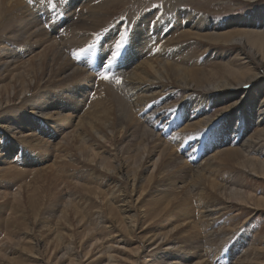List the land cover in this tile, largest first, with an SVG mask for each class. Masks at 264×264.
<instances>
[{
    "label": "bare ground",
    "instance_id": "bare-ground-1",
    "mask_svg": "<svg viewBox=\"0 0 264 264\" xmlns=\"http://www.w3.org/2000/svg\"><path fill=\"white\" fill-rule=\"evenodd\" d=\"M180 4L162 5L174 11L164 25L157 9L151 10L153 24L150 13L141 14L122 47L126 55L105 67L122 29L117 20L109 21L121 5L0 0V264H81L82 257L97 254L90 262L210 264L203 241L214 239L211 219L228 205L220 206L251 201L253 209L264 210L263 197L229 188L241 169L264 176V125L239 146L215 145L203 161L194 159L201 158L192 151L200 143L191 138L208 126L213 107L234 111L244 102L250 112L258 108L255 121H264V13L212 23ZM42 10L44 18L38 17ZM58 11L63 24L50 27L60 21ZM89 44L93 47L82 54L89 59L71 56V46L78 52ZM232 46L236 53L224 62L195 64L205 52L211 60L226 58ZM96 54L104 66L94 70L90 61ZM257 80H262L256 85L259 98L244 90ZM178 89L201 96L175 107L158 100L173 98ZM195 100L198 106L205 102L207 110L195 114ZM164 109L173 126L169 132L179 128L171 133L174 145L142 122L161 118ZM211 140L222 142L215 136L208 145ZM184 143L190 145L183 148ZM175 148L187 151L190 163ZM252 150L257 154L250 155ZM133 156L136 169L127 163ZM19 165L32 168L23 171ZM9 181L17 185L14 193ZM53 182L62 185L60 191L69 185L75 190L68 191L69 199H55L53 188L44 187ZM99 222L105 234L92 231ZM122 241L136 244L126 253L115 246ZM146 248L151 257L141 262ZM263 253L264 247L252 248L232 264H262Z\"/></svg>",
    "mask_w": 264,
    "mask_h": 264
},
{
    "label": "rangeland",
    "instance_id": "rangeland-1",
    "mask_svg": "<svg viewBox=\"0 0 264 264\" xmlns=\"http://www.w3.org/2000/svg\"><path fill=\"white\" fill-rule=\"evenodd\" d=\"M172 1H174L175 3L181 2L182 4L178 5L179 6L178 8H181L183 10H185V9L193 10L194 9L193 11H197L199 13H202L206 18H208V20H212V23H218V22L226 23L227 22L226 24H228L231 21H236L238 18H240L243 15L247 16V19H250V17L253 16V14H255V13L257 14V17L260 18L262 16V14L264 13V0H255V1H251V0H108L109 4H113L114 6L121 5L120 7L117 8L118 12L110 18L109 22L112 24L114 21L117 20L116 21L117 26L119 25V27L122 28L119 31V33L122 31L129 33L132 30L131 29L132 28V22L135 21L137 18H139L141 16V14L149 15V13H150L151 15H149V16H152L150 18V24H153L154 19H155V11H151V10L157 9L159 11L158 13L161 14V16H162L161 20L163 22L162 24L164 25L165 24L164 21L168 17H172L173 16L172 14L174 13V11H172L173 10L172 7L171 8L169 7L170 9L167 8V10H165V8L162 7V5L163 6L167 5L168 3L172 2ZM80 3L82 4L83 1H81ZM84 4H85V2L83 3V5ZM77 9L80 10V7H78ZM45 13H46L45 10L40 11V13H38V17L41 18V16H42V18H44L43 14H45ZM158 13L156 14V16L159 15ZM247 13H249V15ZM164 14L166 16H163ZM168 15H170V16H168ZM220 20H222V21H220ZM249 25H252V24L250 23ZM44 26H45V24H44ZM105 28L101 29L99 32H102L103 30H105ZM246 28H249V27H246ZM250 28H255L258 30V29H260V25L257 24V27H253V25H252V26H250ZM230 29L231 28H229L227 30H230ZM261 29L264 30V28H261ZM167 30L168 29H164L165 32ZM117 39H118V36H117ZM66 45L69 46L68 44H66ZM232 47H233V49L231 48V52L232 51L233 52L228 53L226 58H219L218 56H216L214 58V60H211V58H213V57L212 56L210 57L208 55V53L205 52V53L197 56V58L195 59V64L198 66H201L202 64L204 66H208L212 62H216V61L224 62L226 59H228V58L230 59L232 57L231 55H234L236 53L237 47L236 46H232ZM71 48H69V49L73 50V52H76L74 50V49H76V46H71ZM69 49H67L68 53L66 52V54L70 55L72 51H70ZM112 49L113 50H111V52H113V53L117 51V49L115 48V45H113ZM155 50H157V52L159 51V49H155ZM73 52H72V54H73ZM72 54H71V56H73ZM122 55H126V51L122 50V48H121L119 50V55H117V57L122 56ZM167 55H169V51L166 50L165 56H167ZM112 56H113V54H112ZM81 57H82V59L85 60L87 58L89 59L91 56L82 55ZM94 57L97 58L98 56H92V58H94ZM23 58L25 59L28 57L24 56ZM122 70L123 69L121 68V70H118V71L120 72ZM98 74L101 75L100 72ZM261 81L262 80H257L255 82L251 83L244 90L247 91V93L249 92L248 94L255 95L257 98H259L262 94H261V91L260 92L257 91L256 85H258ZM255 92H256V94H255ZM184 95H186V93H184L183 91L178 89V94L175 95L173 98H168L166 96H162V97H159L158 100H160V99H161L160 101L163 100L162 103L168 102L167 105H165V107H172L173 105L175 107L180 103L181 100H183L182 103H184V102L190 103L193 99H195V97L201 96V93H198V92H194L192 94L190 93V94L186 95L184 98H182V96H184ZM197 102H198V100H197ZM197 102L195 100V104ZM200 103H201L200 106H198V103L196 104L195 114H198V113L200 114L201 110H203L204 108H205V110H207L205 102L200 101ZM243 103L244 102H241V104L239 103V105H238L239 107H235L236 109L234 111L229 110V111L223 112V111H219L216 107L212 108V110H211L212 120L210 121L208 126L202 127V129H199L198 132L194 131V133H191V138L194 139L195 142L198 141L200 143L198 145V148L197 149L195 148L192 151L195 152V150H196V155L201 156V158H194V159H196V160L198 159V161L199 160L203 161L205 158L210 156V155L208 156V153L210 152L209 154H211V152L214 151V149L216 148L215 145H217V144L220 145V148L221 147L239 146L240 144L244 143V141L248 138L247 136H249L252 132H254L256 130V128H259L260 126L264 125V121H261L260 124L257 121H255V116L258 115L257 114L258 108L255 106L254 112H253V109H252V112H250L248 106L243 104ZM188 106H189V104H188ZM166 111L167 110L164 109V112H163L164 114L159 115V116H162L161 118L156 116V118L153 117V118L147 119L145 117L142 120V122L146 125L147 128H149L153 132L152 133L153 135H154V133H156L157 135H159L163 139H166L167 143H169L170 145H174L176 142L172 143V141H171L172 138H170V137H172L171 133L177 132V130L179 128L177 130H172L169 132V129L171 128L172 125H170V123L166 122V119H165ZM170 114H172V113H170ZM248 115H249V117H248ZM253 115H254V121L253 120L249 121L248 118L253 117ZM163 123H167V125L164 126ZM248 123H249V125H248ZM208 131H210V132H208ZM63 134L58 135L57 141H59L63 137ZM215 136L218 138L219 137L222 138V142L211 140V143H209V144L210 145L213 144V145L209 149L210 145H208L207 142H209L210 138L215 137ZM59 137H61V138H59ZM173 139H174V137H173ZM189 145L190 144H188V143L187 144L184 143L183 148H186ZM212 147L214 149H212ZM258 148H260V147L258 146ZM258 148H256V149H258ZM175 151H177L176 154H179V156L181 155V157H183V159L185 157L184 160L187 159L188 160L187 162L190 163L189 158L187 156V154H188L187 151H182V150H178V149L176 150V148H175ZM105 154L106 153H101V157L107 155V154L106 155ZM132 154L134 155L135 153H132ZM255 154H257L256 150H252L250 155H255ZM263 154H264V152H262V155ZM154 158L156 159V156H154ZM154 158L152 160H155ZM260 158H264V156H260ZM127 163L129 164V166L131 164H133V165H131V169H132V166H133V168H135L134 165H136V167H137V162L135 161V156H133L132 159L127 160ZM72 165L75 166V163H73ZM18 168H20L24 171L25 168L30 169L32 167H30V166L24 167V166L19 165ZM143 175H145V174H143ZM228 175H229L228 173L225 174V176H228ZM234 175L236 177L235 185H233V183H232L231 186H229L230 191H231V187L232 188L239 187V189L241 188L242 190H244L246 192H250L251 194H254L257 197L261 196L264 198V176H260V175L256 176L254 174H249L247 172V170H245V172H244V170H242V169H241V171L239 170L238 172H234ZM32 177H33V175L30 174L29 177L27 178V180H30ZM71 181L74 182L75 179H73ZM9 183H8L10 186V187H8L9 190L12 193L17 191V189H16L17 185L15 183H13V181L12 182L9 181ZM44 187L53 188V191L55 192V195H54L55 199H57L59 197L60 198L63 197L64 199H69V197L66 194L69 192H70L69 194H71L75 190L69 185L70 188L67 186L69 188L68 190L66 189V191L65 190L60 191L62 185L57 186V185H55L54 182H53V186L50 185L49 183H46L44 185ZM1 191H2V189L0 188V193H2ZM193 205H195V202L193 203ZM252 205L253 204L251 201H248V202H245L242 204H239V202L232 201L229 203H225L224 205L222 204L220 206V207L227 206V208L220 209V211H218L219 212L218 217H214L215 219L214 218L211 219L212 221L210 223H211V229H213V231H214V234H213L214 239H212V241L210 242L211 245L208 242L203 241L204 248L206 249V250L204 249V251H206L204 254L208 255L209 259L211 258L209 261L210 264H232L234 261H237L242 257L244 258L246 256L247 252L250 251V249L256 248V247H260V248L264 247V213H263L264 210H261V211L255 210V209H253L254 207ZM92 231H94L98 235L106 233V230L101 227L100 222H99V225L95 224V227ZM16 236L17 235H15V238H16ZM2 238H3V235H0V239H2ZM98 242L100 243V240ZM135 244L136 243L133 241H131V242L130 241H128V242L122 241L119 244L115 243V246L120 248L122 251H126V253H127L129 250V247H133V246H135ZM85 245H87V244H85ZM163 248H165V247H163ZM149 250H150V248H146V250H144V253L141 254V256H142V258L140 259L141 262L149 260V257H151L150 256L151 253L149 252ZM162 252H163V249H162ZM60 254H58V256H60ZM164 254L166 256H168V253H164ZM97 255H95V256H97ZM95 256H93V257H95ZM121 256H125V255H121ZM93 257H91V258H89V256L82 257L80 259L82 261L81 264H87V263L88 264H96L95 262H90L93 259ZM261 261L263 262V263L262 262L261 263L264 264V253H263V255H261ZM33 263H35V262H32V264ZM36 264H38V262H36ZM118 264H130V263L129 262L125 263V261H120V262H118Z\"/></svg>",
    "mask_w": 264,
    "mask_h": 264
},
{
    "label": "snow or ice",
    "instance_id": "snow-or-ice-1",
    "mask_svg": "<svg viewBox=\"0 0 264 264\" xmlns=\"http://www.w3.org/2000/svg\"><path fill=\"white\" fill-rule=\"evenodd\" d=\"M34 2H35V0H28V3L29 4H33ZM156 22H158V21H156ZM47 26L48 25L45 24V27H47ZM127 36H128V33L127 32H120L119 38L115 40V48L117 49V52H114L113 53V58L108 60V64L105 65V67H108V65H111L112 64L113 59L119 54V50L124 46L125 41L127 39ZM97 39H99V36L98 35H97ZM92 47H93V45L92 44H89L87 49L80 48L78 52H73V56L76 59H80L81 55L83 53H85L86 51L90 50ZM101 78L102 79H108V77L106 75H102ZM116 82L117 83H121V81H120L119 78H116Z\"/></svg>",
    "mask_w": 264,
    "mask_h": 264
}]
</instances>
